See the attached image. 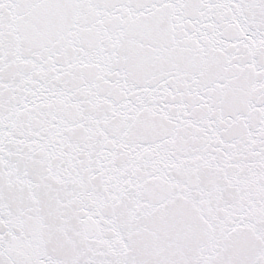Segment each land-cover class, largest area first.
I'll return each mask as SVG.
<instances>
[{
	"label": "snow or ice",
	"instance_id": "snow-or-ice-1",
	"mask_svg": "<svg viewBox=\"0 0 264 264\" xmlns=\"http://www.w3.org/2000/svg\"><path fill=\"white\" fill-rule=\"evenodd\" d=\"M0 264H264V0H0Z\"/></svg>",
	"mask_w": 264,
	"mask_h": 264
}]
</instances>
